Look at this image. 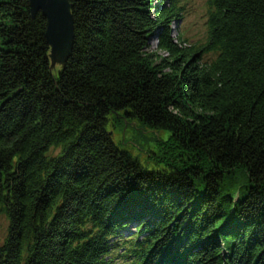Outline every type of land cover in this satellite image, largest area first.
I'll use <instances>...</instances> for the list:
<instances>
[{
	"label": "trees",
	"instance_id": "16d2710c",
	"mask_svg": "<svg viewBox=\"0 0 264 264\" xmlns=\"http://www.w3.org/2000/svg\"><path fill=\"white\" fill-rule=\"evenodd\" d=\"M181 1L69 0L55 87L45 18L0 0V264H264V0H207L197 47ZM114 116L169 131L161 170Z\"/></svg>",
	"mask_w": 264,
	"mask_h": 264
},
{
	"label": "rangeland",
	"instance_id": "374dc122",
	"mask_svg": "<svg viewBox=\"0 0 264 264\" xmlns=\"http://www.w3.org/2000/svg\"><path fill=\"white\" fill-rule=\"evenodd\" d=\"M181 6L184 7L182 17L176 24H172L171 38L178 39L180 36L185 42V47L202 45L207 36V0H182ZM148 51L156 52L161 57L167 54L157 49V41L148 42ZM205 62L213 60L212 55H206L202 58ZM108 132L112 133L115 146L127 152L131 158L137 160L139 164L147 170H161L164 166L160 162V145L169 140L170 133L166 130H152L140 121L127 122L121 118L109 117ZM239 187L234 185L232 190ZM201 190L200 187H198ZM8 222L3 215H0V243L6 236ZM116 262V261H115Z\"/></svg>",
	"mask_w": 264,
	"mask_h": 264
},
{
	"label": "water",
	"instance_id": "95a60500",
	"mask_svg": "<svg viewBox=\"0 0 264 264\" xmlns=\"http://www.w3.org/2000/svg\"><path fill=\"white\" fill-rule=\"evenodd\" d=\"M29 6L31 19L40 12L47 22L44 36L50 49L49 74L56 87L57 76L62 73L64 61L71 56L73 21L70 8L73 5H69V0H29ZM52 72L55 73V78Z\"/></svg>",
	"mask_w": 264,
	"mask_h": 264
}]
</instances>
